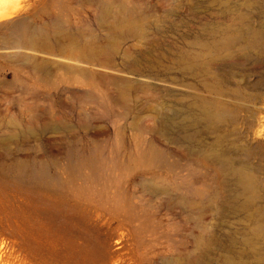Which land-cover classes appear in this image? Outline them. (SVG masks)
Returning a JSON list of instances; mask_svg holds the SVG:
<instances>
[{
  "label": "rangeland",
  "instance_id": "374dc122",
  "mask_svg": "<svg viewBox=\"0 0 264 264\" xmlns=\"http://www.w3.org/2000/svg\"><path fill=\"white\" fill-rule=\"evenodd\" d=\"M0 2V264H264V0Z\"/></svg>",
  "mask_w": 264,
  "mask_h": 264
},
{
  "label": "bare ground",
  "instance_id": "6f19581e",
  "mask_svg": "<svg viewBox=\"0 0 264 264\" xmlns=\"http://www.w3.org/2000/svg\"><path fill=\"white\" fill-rule=\"evenodd\" d=\"M220 116L221 115H218L215 112H212V113H208L207 114V118H209L208 120L221 118ZM232 173L236 175V179L242 185L243 190L245 192H250L251 191V188H252V185H251V181H250L249 175L247 173H245L244 171L240 170V169H236L234 171L232 170Z\"/></svg>",
  "mask_w": 264,
  "mask_h": 264
}]
</instances>
